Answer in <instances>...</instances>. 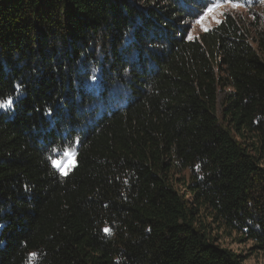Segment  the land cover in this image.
I'll list each match as a JSON object with an SVG mask.
<instances>
[{"label":"trees","instance_id":"obj_1","mask_svg":"<svg viewBox=\"0 0 264 264\" xmlns=\"http://www.w3.org/2000/svg\"><path fill=\"white\" fill-rule=\"evenodd\" d=\"M211 6L0 0V264H245L212 226L264 252V17L190 40Z\"/></svg>","mask_w":264,"mask_h":264},{"label":"rangeland","instance_id":"obj_2","mask_svg":"<svg viewBox=\"0 0 264 264\" xmlns=\"http://www.w3.org/2000/svg\"><path fill=\"white\" fill-rule=\"evenodd\" d=\"M213 10L206 14V11L201 17L196 20L188 31L190 40L196 39L203 32L211 30L224 17V15H234L237 20L245 27L244 34L251 39L253 36L251 28L256 17H264V0H211ZM203 17V19H202ZM255 18V19H254ZM67 153V155L65 154ZM57 161L61 162L58 168L54 166L62 175H67L73 168L75 163V152L70 150L63 152L56 157ZM264 165V158L261 159ZM212 236L217 239L219 246L231 250L233 253L240 254L249 260L245 264H264V252L256 251L251 242L240 241V238L235 234L227 237V234L212 226Z\"/></svg>","mask_w":264,"mask_h":264},{"label":"snow or ice","instance_id":"obj_3","mask_svg":"<svg viewBox=\"0 0 264 264\" xmlns=\"http://www.w3.org/2000/svg\"><path fill=\"white\" fill-rule=\"evenodd\" d=\"M213 9L212 8H208L206 9V14L208 12H211ZM203 19V17H202ZM12 103V98L11 97H8L6 101H0V107H6V106H9L10 104ZM67 155V153H65ZM53 165L56 166V167H60L61 166V162L60 161H57V160H53L52 161ZM106 233L109 232L108 229H105L104 230Z\"/></svg>","mask_w":264,"mask_h":264}]
</instances>
